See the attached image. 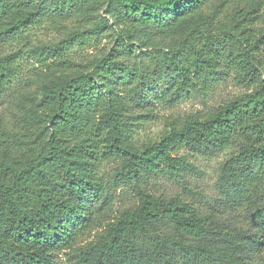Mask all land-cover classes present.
Instances as JSON below:
<instances>
[{"label": "trees", "instance_id": "16d2710c", "mask_svg": "<svg viewBox=\"0 0 264 264\" xmlns=\"http://www.w3.org/2000/svg\"><path fill=\"white\" fill-rule=\"evenodd\" d=\"M95 1L0 0V264H264V0H105L109 18L36 53L32 29L88 20ZM108 20L112 46L77 61ZM49 55L74 74L9 118L22 62ZM229 78L246 90L139 138L158 105ZM197 154L224 155L212 196L191 182ZM160 177L182 191L154 190ZM119 189L133 201L115 209Z\"/></svg>", "mask_w": 264, "mask_h": 264}, {"label": "rangeland", "instance_id": "374dc122", "mask_svg": "<svg viewBox=\"0 0 264 264\" xmlns=\"http://www.w3.org/2000/svg\"><path fill=\"white\" fill-rule=\"evenodd\" d=\"M211 4L218 2L219 0H211ZM34 4L43 5L46 0H32ZM107 3L105 0H96L93 8L90 11V19H81L77 16H72L66 20H56L55 22H44L42 25L32 29L29 32V37L33 43V48L37 51H42L43 43L58 42L68 37L74 29L77 27H89L95 26L102 21L103 18H109L106 12ZM7 19H3L2 22H6ZM109 21V20H108ZM110 20L100 31L95 33V38L91 39L85 45H77L72 50L73 56L77 61L91 60L101 53L109 49L114 41V33L112 29L108 27L111 24ZM113 24V23H112ZM142 40H144L141 37ZM168 40L161 39L158 43L159 46L165 45ZM139 42V41H137ZM18 45L14 43L12 49L17 48ZM48 66H43L35 58H30L27 61L22 62L23 78L31 79V84L28 88L23 89L19 96H17L10 104H4V114L9 118L11 114H22L27 105L37 101L40 97V86L43 81H47L52 78H59L64 75L74 74L73 69L63 68L59 65L58 61L49 55L47 61ZM159 77V76H158ZM167 77L165 75L157 78L156 84L146 92L149 98H152L156 93V90L160 86L167 84ZM246 90V87L236 82L234 79L229 78L222 81L219 84H215L208 93H200L197 95L185 96L177 104L173 106L158 105L156 109V115L153 120L143 122L140 126L138 136L140 139H150L159 137L163 131L167 128V122L177 116H184L190 113L198 111L205 112L211 107L223 103L233 97L234 95ZM26 105V106H25ZM25 106V107H24ZM186 151L182 148L181 152ZM191 160L200 168V171L191 177V182L198 188L204 191L205 195L212 196L216 193V182L218 178L219 168L223 161L224 155H193ZM110 167H106L108 170ZM154 190L158 192H164L167 194L181 192V187L174 181L168 178L160 177L154 182ZM196 200H199V195H194ZM133 199L130 193L125 190L119 189L117 191V197L114 201V208L121 209L125 205L132 203ZM94 233L91 237L94 236ZM59 264H69L68 258L64 252L59 254Z\"/></svg>", "mask_w": 264, "mask_h": 264}]
</instances>
